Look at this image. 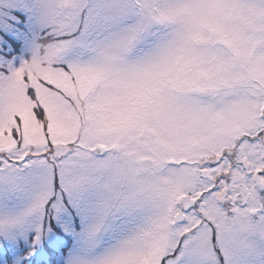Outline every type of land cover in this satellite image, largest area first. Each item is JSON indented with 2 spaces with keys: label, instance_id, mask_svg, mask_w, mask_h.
I'll return each mask as SVG.
<instances>
[{
  "label": "snow or ice",
  "instance_id": "1",
  "mask_svg": "<svg viewBox=\"0 0 264 264\" xmlns=\"http://www.w3.org/2000/svg\"><path fill=\"white\" fill-rule=\"evenodd\" d=\"M0 264H264V0H0Z\"/></svg>",
  "mask_w": 264,
  "mask_h": 264
}]
</instances>
